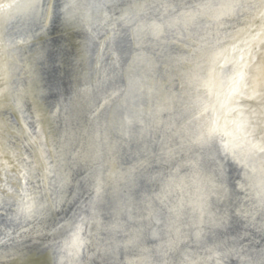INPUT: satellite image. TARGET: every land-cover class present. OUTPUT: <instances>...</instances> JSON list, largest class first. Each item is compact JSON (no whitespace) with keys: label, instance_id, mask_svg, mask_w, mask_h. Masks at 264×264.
I'll return each mask as SVG.
<instances>
[{"label":"bare ground","instance_id":"bare-ground-1","mask_svg":"<svg viewBox=\"0 0 264 264\" xmlns=\"http://www.w3.org/2000/svg\"><path fill=\"white\" fill-rule=\"evenodd\" d=\"M215 2L242 6L217 10L227 12L219 20L201 9L186 29L181 14L203 0H0V264H52L54 254L60 264L54 230L93 214L98 178L104 191L79 264H261L264 158L245 168L207 148L181 149L173 135L212 122L223 132L258 107L233 89L237 71L249 85L264 80V5ZM153 21L170 25L158 40L137 31ZM201 196L206 220L229 219L203 225L196 242L191 208L179 219L168 209ZM37 200L33 219L18 214L21 201Z\"/></svg>","mask_w":264,"mask_h":264},{"label":"snow or ice","instance_id":"snow-or-ice-1","mask_svg":"<svg viewBox=\"0 0 264 264\" xmlns=\"http://www.w3.org/2000/svg\"><path fill=\"white\" fill-rule=\"evenodd\" d=\"M261 5H264V0H260ZM239 3L229 2L217 4L215 0H203V3L196 5L195 8H189L184 13L181 14V20L185 25V28L196 26L199 22V17L203 14L200 10L205 9L208 11L217 12L214 16V19L219 20L221 15H226L227 12H218L219 9H234L241 7ZM255 7L254 4L250 5ZM3 8L7 9L12 7L11 4H3ZM32 8L37 7V2H34L30 5ZM67 8L68 5H65ZM45 12L51 14V7L40 8L39 18L41 21V26L45 17ZM260 17L264 18V10L260 11ZM121 19H124L121 17ZM65 23L68 26L72 24V18L69 15H65ZM170 27L165 22L161 21L157 23L153 21L151 24H147L144 27H139L138 32H147L150 33L155 39H159L162 34H164L165 29ZM241 82H244L245 88L247 91L241 90ZM235 87L233 89V95H238L241 98L247 100L257 101L258 107L252 109V118L251 119H241L238 121H233L235 125L231 129H226L221 132L216 126L215 122L199 126V133L193 132L192 129L188 126H182L180 130L173 133V135H179L182 138L180 148L183 149L185 144L188 145L189 151L193 148H200L201 150L207 148L209 152H216L217 155L223 154L224 158L231 156L233 160L242 164L245 168L248 167L247 161L255 157L264 158V80L259 81L258 84L249 85L245 80L243 71L236 72V79L234 80ZM202 86H207L206 82ZM195 103V102H194ZM208 107H203L199 111L198 115L192 117L193 120H198L200 116H203L204 113L208 111ZM23 109H21V112ZM236 111V109H232ZM129 124L133 123L132 120L127 121ZM189 125L191 121L188 122ZM238 141V143H236ZM241 147L244 149L243 158L237 155L236 148ZM173 149H169L167 153L161 152V155H166L169 158H173ZM222 174V169L220 170ZM254 172L255 169H252ZM24 179H29L26 174H22ZM247 178V173H245ZM242 187H244L242 185ZM260 195L264 199V170H262V179L259 184ZM94 190L97 193V196L94 200L89 202V208L93 210V214L80 215L79 212L73 214L72 218L68 219L65 224L59 225L58 229L54 231H59L62 239L53 238L52 246L54 251L60 254V264H64V261H67L68 264H79V261L82 257V254L87 250V245L89 240L83 235L85 228L96 223L94 216V209L96 207V202L101 198V194L104 191V183L101 179H97L96 184L94 185ZM182 190V189H181ZM37 195H39V190H37ZM29 200H33V197H28ZM24 203L21 201V205L18 207V214L23 215L27 220H31L36 215L34 211L35 203ZM187 208H191V217L189 228L192 230L188 235V239L195 238L196 242H201L205 232L203 225L211 224L215 227H223L228 223L229 216L227 213H224L220 216H212L210 219H205L207 215L206 212V202L201 196L195 200H190L185 202L181 198L176 205L168 209V212L175 215L177 219L185 213ZM113 229L118 228V223L112 225ZM156 235V233H153ZM181 235H185L181 233ZM179 239V238H178ZM8 241L4 238V234H0V244H6ZM131 242V241H130ZM176 243V242H173ZM209 252H213V249H207ZM208 259H212V256H209ZM186 264H196L194 260H189L188 257H185ZM52 264H57L56 255L52 257ZM219 264V261H217ZM261 264H264V254L261 257Z\"/></svg>","mask_w":264,"mask_h":264}]
</instances>
